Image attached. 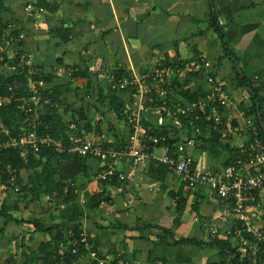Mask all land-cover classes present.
I'll return each instance as SVG.
<instances>
[{
	"label": "crops",
	"instance_id": "0c3cea01",
	"mask_svg": "<svg viewBox=\"0 0 264 264\" xmlns=\"http://www.w3.org/2000/svg\"><path fill=\"white\" fill-rule=\"evenodd\" d=\"M3 2L8 9L3 14L7 32L23 30L25 49L35 64L48 74H57L62 68L76 76L71 81V74L54 75L56 84L70 83L63 97L72 111L84 108L87 119L77 126L96 142L115 141L116 131L126 132L128 138L129 126L114 115L107 118L99 108L102 102L108 103L102 100L109 93L103 79L105 70L141 75L178 59L210 60L213 67L207 73L230 93L231 125L239 131L221 142L229 144L231 152L218 149L217 153L206 141L209 132L202 133L204 140L193 152L195 166L203 171L219 170L231 157V165L244 174H256L257 168L247 163L246 154L255 136L246 120L251 117L257 122L258 115L264 133V0H63L54 13L36 8L37 0ZM213 12L224 27L225 43L211 27ZM63 26L71 32L69 39L50 34L49 30ZM226 49L228 55L219 62ZM204 78L192 80L189 87L202 86L207 91ZM248 85L260 90L261 107L254 115H247L256 97ZM60 112L64 113L62 108ZM64 120L71 121V114ZM257 137L264 141L259 134ZM155 150L162 152V148ZM75 162L80 163V169L68 176L77 188V199L70 204L51 197L47 200L48 195L32 201L31 196L24 198L0 184V211L3 206L8 209L7 215L0 214V264H43L40 247L52 236L36 231L35 224H60L77 215H83L79 220L83 232L110 263L219 262L218 248L157 246L164 236L161 228L172 230L175 239L209 241L211 234L225 236L237 225L232 206L210 188L189 187L174 173L151 176L148 164L135 169L127 162L118 165L127 179L110 184L98 178L102 163L91 157L73 159L63 172L66 168L71 171ZM34 176L32 171L24 172L21 179L29 185ZM258 199L261 206L253 207L250 214L255 224L264 228V186ZM8 216L12 220H7ZM78 264L91 263L83 258Z\"/></svg>",
	"mask_w": 264,
	"mask_h": 264
},
{
	"label": "built area",
	"instance_id": "2783aa9c",
	"mask_svg": "<svg viewBox=\"0 0 264 264\" xmlns=\"http://www.w3.org/2000/svg\"><path fill=\"white\" fill-rule=\"evenodd\" d=\"M31 8V7H29ZM4 44L0 45V78L6 77L9 92L19 91L16 98L17 108L22 112V134L14 135L13 130L1 118L5 106V99L0 95V155L3 150H19L25 163H28L29 152H39L43 147H53L59 154H70L82 158H95L102 163V171L98 178L107 183L124 182L126 174L119 168L121 162L130 163L135 169H141L153 159L169 167L175 175L181 178L189 187H208L214 191L218 198L225 204L232 206L234 216L242 223L241 228L234 230V235L240 239V252L247 256L250 252L256 254L262 250L264 253V228L259 227L252 219L250 210L261 206L258 192L264 186V141L259 139L258 126L253 118L246 120L247 128L255 136L251 150L247 152V163L252 168H257L256 174H244L237 165H229L219 170L203 171L195 166L194 150L199 145L197 137L202 134L200 127H191L199 123L202 118L211 123L220 134L221 141H227L232 132L239 128L231 125V95L216 80L208 74L213 63L203 57L192 59H178L169 65L152 69L145 74L125 75L117 77L112 71L105 70L104 81L109 84L112 91L125 94L127 104L124 114L127 116L128 125L132 129L127 145L123 149L107 147L104 142H96L79 131L76 123L69 125L68 142L65 143L50 136H40L38 127L44 107L49 103L45 96L47 90L52 88L44 79L37 80L35 76L48 75L34 62L33 56L24 51L19 43L26 39L25 34L19 37L8 33ZM14 46V47H12ZM16 59L13 65L5 64L4 54ZM22 68L27 69V77L18 75ZM58 73L72 72L60 68ZM207 73V74H206ZM191 74L205 76L208 89L206 95L192 102H185L182 97L172 102L174 88L170 85L175 78H185ZM28 95V96H27ZM154 123L157 127L166 128L167 135H153L148 133L144 121ZM185 122L189 123V126ZM171 139H179L173 146L169 145ZM163 144L162 152H149L150 145L157 148ZM11 177L10 189L14 194L21 193L18 172L9 167ZM63 183H68L63 180ZM74 186L75 183H72ZM5 189H7L4 186ZM50 197L47 196V200ZM243 229L253 237V241L244 239ZM232 228L226 235L232 233ZM225 235V234H224ZM81 242L90 252L88 258L94 264H107L99 258L98 252L92 250L89 236L81 234ZM76 253V250H73Z\"/></svg>",
	"mask_w": 264,
	"mask_h": 264
},
{
	"label": "trees",
	"instance_id": "16d2710c",
	"mask_svg": "<svg viewBox=\"0 0 264 264\" xmlns=\"http://www.w3.org/2000/svg\"><path fill=\"white\" fill-rule=\"evenodd\" d=\"M63 0H37L35 3V7L38 9L47 10L51 13L58 11ZM7 7L5 6L3 0H0V45L4 44L5 40L8 37V23L3 16L4 12H7ZM210 23L211 27L216 31L221 41L225 43V33L224 27L220 24L217 19L215 13L210 14ZM50 34L53 36L60 37L63 41L69 39L71 37V32L66 27H56L55 29L49 30ZM12 36L19 37L23 34V30L19 28L18 30H11L9 32ZM66 33V34H65ZM25 40H22L19 45L20 47L26 51L25 49ZM14 47V46H12ZM229 53V50L226 49L223 57L220 58L221 62L224 57H226ZM5 60L3 65L9 64L13 65L16 63V59L9 58L7 53L4 54ZM62 61V60H59ZM171 64V63H170ZM40 68V67H39ZM41 69V68H40ZM27 69L22 68L18 71V75L21 77H27ZM58 72V71H57ZM117 77H123L126 75L124 71L118 70V72H113ZM63 75L64 73H53L41 76H35L37 80L44 79L48 84L52 85V88H49L45 94L47 98H49V103L44 107L43 114L41 116V123L38 127V134L40 136H50L52 138H56L65 143L68 142V132L69 125L72 122H76L77 125L81 126V123L87 119V114L83 109L71 110L69 104L66 103L64 99V92L66 87L70 84L67 81L64 84H56V76L54 75ZM76 75V74H75ZM74 76V75H73ZM71 74V81L76 79V76L73 77ZM200 81L202 80V76L198 74H191L186 76L185 78H175L171 82V86L174 88V93H172V102L175 104L177 102V96H181L185 99V102H192L199 98H202L206 95V89L204 87L199 86L195 89L189 87V83L192 81ZM8 79L6 77L0 78V95L5 99V106L2 110L1 118L2 121L9 126L13 130L14 135L22 134V130L20 129L22 126V122L24 120L22 112L17 108L18 103L16 102V98H18L20 93L19 91L9 92L6 86L8 83ZM256 96L253 109L249 111V114H257L261 107L262 100L259 98L260 90L255 88V86L248 85ZM108 87V96H102L103 101H107L109 103V112L113 114L118 120L124 121L127 126L128 119L124 114V108L127 104V99L125 94H119L118 92L112 91L109 84ZM28 96V95H27ZM104 103V102H102ZM63 109L64 113L60 112V109ZM102 113V112H101ZM248 113V112H247ZM71 114L72 120L65 121L64 116ZM256 124L258 126V134L260 137L264 139V133L261 129V121L257 115ZM102 123L100 120L99 124ZM186 125L189 126L188 122H185ZM98 124V126H99ZM144 125L148 131V133L153 135H167L168 131L166 128L157 127L154 123V120L151 122L144 121ZM196 127H200L202 133L209 132L210 138L206 141L212 145V151L217 153L218 149L223 151L229 150V144H222L220 134L217 130L213 128L211 123L205 121V118H202L199 123H196L192 130ZM111 130H115V127L110 126ZM100 129V127H98ZM128 137L129 134L132 133V129L128 128ZM127 133L124 131L115 132V141H107L104 142V145L107 147H112L115 149H123L127 145ZM3 137L0 133V142ZM198 141L204 140L203 134L197 137ZM179 141V139H171L169 145L173 146ZM163 144H160L157 148L154 145H150L148 148L149 152H153L155 149L162 148ZM231 152V149H230ZM73 159H83L82 157H77L70 154H59L53 147H43L39 152H35L34 150L29 152L28 155V163H25L24 159L21 156V152L19 150L7 149L3 150L0 155V184H3L7 189H10L9 179L11 177L8 169L9 167L15 169L18 172V179L20 182L21 193L18 195H23L24 198H28L31 196L32 201L40 200V198L44 195H48L51 197L52 201L63 202L65 204H70L77 199V188L72 185L73 178H70L63 172V168L66 164L70 163ZM147 173L151 176L160 177L159 174H169L174 173L169 169L168 166L162 164L157 160H149L147 163ZM231 165V157L229 162L225 164V167ZM34 172L35 176L32 179L31 184H24L21 179V174L24 172ZM175 174V173H174ZM161 178V177H160ZM63 180H67L68 183H63ZM7 208L3 206L0 211V214L7 215ZM83 215H77L71 217L67 221H63L60 224H52L50 226H45L42 224H35V230L43 233L50 234L51 240L47 243H44L40 247V252L43 254L40 259L43 264H78L81 259L88 258L89 251L85 248V245L81 242V234L83 232L81 220ZM7 220H12L11 217L8 216ZM80 220V221H79ZM242 223L238 221L237 225L232 227V233L230 235L220 236L219 234H211L209 241L200 240L198 238H180L175 239L172 230L167 228H161L164 236L161 237L160 242L157 246H196L201 249L212 250L215 248L219 249V262H214L211 264H264V253L262 250L258 251L256 254L250 252L247 256H243L240 252L241 240L237 239L234 235V230L236 228H241ZM243 237L244 239H248L253 241V237L243 229ZM92 250L98 252L99 258L106 260L99 250L93 246ZM73 250L77 252L74 253ZM91 264H94L90 261ZM156 263V262H154ZM107 264H132L123 261L116 262H108Z\"/></svg>",
	"mask_w": 264,
	"mask_h": 264
},
{
	"label": "water",
	"instance_id": "95a60500",
	"mask_svg": "<svg viewBox=\"0 0 264 264\" xmlns=\"http://www.w3.org/2000/svg\"><path fill=\"white\" fill-rule=\"evenodd\" d=\"M77 161V160H76ZM71 171H68V169L66 168L65 170H64V172L67 174V175H74V174H76L77 172V170H79L80 169V163L79 162H75L71 167Z\"/></svg>",
	"mask_w": 264,
	"mask_h": 264
},
{
	"label": "rangeland",
	"instance_id": "374dc122",
	"mask_svg": "<svg viewBox=\"0 0 264 264\" xmlns=\"http://www.w3.org/2000/svg\"><path fill=\"white\" fill-rule=\"evenodd\" d=\"M99 108L105 110V111H104V112H105L104 114L106 115L107 118L110 119V118L112 117L111 115H113V114H110V113L108 112L109 110L107 111V109L109 108V104H108L107 102H104V103H102V104H99Z\"/></svg>",
	"mask_w": 264,
	"mask_h": 264
}]
</instances>
